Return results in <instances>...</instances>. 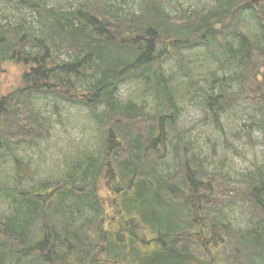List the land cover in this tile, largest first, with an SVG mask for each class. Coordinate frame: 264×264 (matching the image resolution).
Returning <instances> with one entry per match:
<instances>
[{"label": "trees", "instance_id": "1", "mask_svg": "<svg viewBox=\"0 0 264 264\" xmlns=\"http://www.w3.org/2000/svg\"><path fill=\"white\" fill-rule=\"evenodd\" d=\"M16 1L36 15L37 28H0V65L29 67L20 86L0 97V148L43 137L32 93L81 103L103 131L97 154L77 157L62 180L4 191L10 213L0 220V264H264V167L240 187L208 174L181 142L162 69L171 60L184 70L182 50L198 46L219 70L231 64V76L212 75L204 107L219 125V114L246 101L264 143V0H214L207 12L177 22L166 0H140L139 13L125 16L106 0L70 12ZM246 16L259 28L253 42L242 30ZM129 79L150 91L153 114L118 100ZM233 83L239 91L227 93ZM169 157L175 168L162 175ZM237 202L246 203L255 228L217 221Z\"/></svg>", "mask_w": 264, "mask_h": 264}, {"label": "rangeland", "instance_id": "2", "mask_svg": "<svg viewBox=\"0 0 264 264\" xmlns=\"http://www.w3.org/2000/svg\"><path fill=\"white\" fill-rule=\"evenodd\" d=\"M86 1L44 0L47 8L67 12ZM106 4L119 9L122 16L137 15L140 9V0H106ZM165 4L169 17L177 22L178 19L186 21V18L207 12L214 0H166ZM36 19V15L28 9L18 8L16 0H0V28L24 26L36 29ZM242 30L251 42L260 36L259 28L249 16L242 21ZM260 43V40L256 42ZM182 55L186 65L184 70L171 60L162 62L163 73L178 113L177 131L181 142L189 146L208 174L227 178L232 187L244 186L247 178L253 179L256 171H262L264 167V143L257 124L259 116L251 105L240 99L219 114V125H215L204 107L203 97L210 91L213 74L227 78L235 70L231 64L227 70H219L201 46L182 50ZM61 57L65 59L64 55ZM28 69L10 62L1 64L0 97L16 90ZM260 70L257 76L259 82L263 74V69ZM228 88L227 93H236L239 84L233 83ZM147 93L150 95V91ZM148 95L144 94L139 81L129 79L118 87L117 98L122 103L144 105V112L153 114L156 103ZM29 103L44 135L30 144H9L8 148H0V220L10 213V199L4 191L14 188L26 190L35 185L60 181L77 157L98 152V140L103 129L86 106L67 100L63 94L32 93ZM97 111H102L101 107ZM174 168L175 161L169 157L167 165L159 171L166 175L172 173ZM99 195L106 201L110 200L103 184L99 186ZM215 217L218 222L238 231L255 228V222L250 219L246 203L243 202L228 206L223 217Z\"/></svg>", "mask_w": 264, "mask_h": 264}, {"label": "water", "instance_id": "3", "mask_svg": "<svg viewBox=\"0 0 264 264\" xmlns=\"http://www.w3.org/2000/svg\"><path fill=\"white\" fill-rule=\"evenodd\" d=\"M262 70H260V72H261Z\"/></svg>", "mask_w": 264, "mask_h": 264}]
</instances>
